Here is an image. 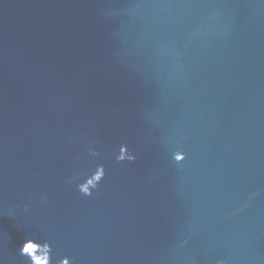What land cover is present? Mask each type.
<instances>
[{"label": "water", "instance_id": "95a60500", "mask_svg": "<svg viewBox=\"0 0 264 264\" xmlns=\"http://www.w3.org/2000/svg\"><path fill=\"white\" fill-rule=\"evenodd\" d=\"M32 260L264 264V0H0V264Z\"/></svg>", "mask_w": 264, "mask_h": 264}, {"label": "clouds", "instance_id": "9594fccd", "mask_svg": "<svg viewBox=\"0 0 264 264\" xmlns=\"http://www.w3.org/2000/svg\"><path fill=\"white\" fill-rule=\"evenodd\" d=\"M126 147H121L120 149V155L118 156V160H124L125 158L129 159V160H132L134 159L133 156H128L127 155V151H126ZM91 192L88 193V195H90ZM33 247V242L29 241L27 243H25L21 249V254L22 255H28L29 256V251L32 249ZM47 247V246H46ZM32 264H39L38 261H33L32 260ZM44 264H47V260H45ZM62 264H65V261L62 262Z\"/></svg>", "mask_w": 264, "mask_h": 264}]
</instances>
